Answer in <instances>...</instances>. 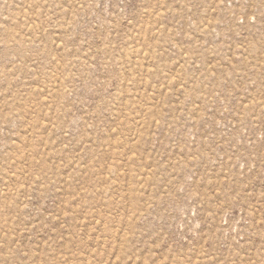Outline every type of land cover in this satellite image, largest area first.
<instances>
[{"label": "rangeland", "instance_id": "374dc122", "mask_svg": "<svg viewBox=\"0 0 264 264\" xmlns=\"http://www.w3.org/2000/svg\"><path fill=\"white\" fill-rule=\"evenodd\" d=\"M0 264H264V0H0Z\"/></svg>", "mask_w": 264, "mask_h": 264}]
</instances>
